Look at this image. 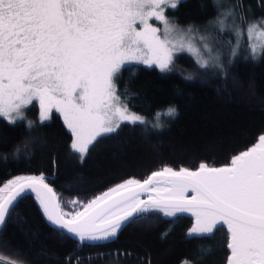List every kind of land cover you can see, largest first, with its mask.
Returning <instances> with one entry per match:
<instances>
[{
	"label": "snow or ice",
	"instance_id": "6c2138e0",
	"mask_svg": "<svg viewBox=\"0 0 264 264\" xmlns=\"http://www.w3.org/2000/svg\"><path fill=\"white\" fill-rule=\"evenodd\" d=\"M181 2L0 0V118L10 125L24 122L31 133L34 125L26 109L34 102L41 125L53 111L59 113L71 134V150L81 162L90 147L118 133L122 125L140 126L144 134L149 128L160 129V116L174 117L176 109L157 113L155 122L132 111L127 86L123 92L117 87L125 65L156 66L161 73H172L177 71L176 54L187 52L199 69L225 67L210 37L192 25L181 29L165 14ZM243 11L237 0L217 14L219 31L235 36V43L218 42L227 48L228 63L240 53L245 36L247 56H264V18L246 22ZM179 74L186 81L195 79L193 73ZM28 143L24 141L25 147ZM20 155L21 148L15 147L13 158ZM28 193L34 194L49 226L81 246L114 241L123 228L150 215L175 218L188 213L194 218L188 238L211 239L226 229L225 264H264V134L226 165L201 162L195 170L164 166L143 180L128 178L86 203L62 201L43 174L15 176L0 186V233ZM197 254L210 256L213 249L200 245ZM0 264L25 260L19 253H0ZM76 264H81L80 257ZM182 264L198 262L186 259Z\"/></svg>",
	"mask_w": 264,
	"mask_h": 264
},
{
	"label": "trees",
	"instance_id": "16d2710c",
	"mask_svg": "<svg viewBox=\"0 0 264 264\" xmlns=\"http://www.w3.org/2000/svg\"><path fill=\"white\" fill-rule=\"evenodd\" d=\"M236 2L182 0L167 14L181 26L206 27L219 48L218 42L235 43V36L228 30H212L209 25L224 5L235 6ZM241 2L243 15L264 18V0ZM236 12L239 16L238 9ZM246 48L244 38L231 63L225 56L227 48H222L223 70L199 69L187 52L176 54L177 71L172 73H161L156 66L125 65L117 87L123 92L127 86L129 108L153 122L157 113L169 107L176 109V115H161L162 127L149 128L147 134L140 126L122 125L118 133L90 147L82 162L71 150V134L59 113L53 111L51 119L41 125L34 102L26 109L27 119L34 125L31 133L24 122L10 125L0 118V186L18 175L43 174L62 201L86 203L128 178L143 180L164 166L195 170L201 162L216 167L230 163L232 156L264 134V56L253 60ZM180 71L193 73L195 79L184 80ZM15 147L21 148L19 159L13 158ZM4 156L8 157L6 162ZM193 223L188 213L175 218L154 214L123 228L114 241L81 246L50 227L34 195L27 194L0 233V253H19L25 264H68L69 258L70 264H76V257L81 264H182L186 259L198 264H225L226 229L211 239L188 238ZM200 245L210 246L213 254L198 255Z\"/></svg>",
	"mask_w": 264,
	"mask_h": 264
},
{
	"label": "rangeland",
	"instance_id": "374dc122",
	"mask_svg": "<svg viewBox=\"0 0 264 264\" xmlns=\"http://www.w3.org/2000/svg\"><path fill=\"white\" fill-rule=\"evenodd\" d=\"M227 7H234V5L232 4V3H230V4H226V5H224V9H223V11L225 10V8H227ZM222 9V8H221ZM220 12H222V10H220ZM237 13V12H236ZM168 17H169V19L170 20H172L171 19V17L167 14V11H166V13H165ZM237 15V14H236ZM237 17H239L238 15H237ZM244 17H245V20H246V22H253V21H257V20H259V19H256V18H254V19H249L248 17H247V15H244ZM216 21V20H215ZM215 21L213 22V23H211L210 25H209V27L212 29V30H219V28H218V26L216 25V23H215ZM155 26H157V27H162L161 25H160V23L159 22H157V21H155V20H153V21H151ZM176 23V22H175ZM227 23H229V24H231L232 23V19L231 18H229V20L227 21ZM236 23H240V21H239V19L237 18V20H236ZM181 29H186L188 26H181V25H179L178 23H176ZM193 26V25H192ZM242 27H244L245 25H241ZM195 29H198L199 30V34L200 35H205V36H208V37H210V45H211V47L213 48V51L214 52H220L221 53V51L222 50H224V49H222L221 47H219V48H217L216 47V41L217 40H215V37L212 35V33L210 32V31H208L207 29H206V27H204V26H202V27H197L196 25L195 26H193ZM246 40H247V37L245 36L244 37ZM243 38V39H244ZM242 39V40H243ZM242 42V41H241ZM220 45V44H219ZM131 109V108H130ZM132 111H135V110H133V109H131ZM135 112H137L138 114H141V115H144V114H142V113H140V112H138V111H135ZM145 116V115H144ZM146 117V116H145ZM18 176H26L25 174H23V175H18Z\"/></svg>",
	"mask_w": 264,
	"mask_h": 264
},
{
	"label": "water",
	"instance_id": "95a60500",
	"mask_svg": "<svg viewBox=\"0 0 264 264\" xmlns=\"http://www.w3.org/2000/svg\"><path fill=\"white\" fill-rule=\"evenodd\" d=\"M220 167V166H219ZM28 194H32V193H28ZM192 193H189V195H191ZM34 195V194H33ZM146 195V194H145Z\"/></svg>",
	"mask_w": 264,
	"mask_h": 264
}]
</instances>
